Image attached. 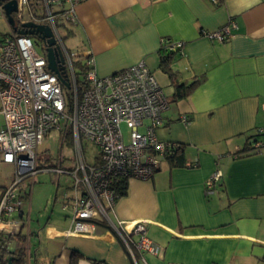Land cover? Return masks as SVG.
Listing matches in <instances>:
<instances>
[{
  "label": "crops",
  "instance_id": "obj_1",
  "mask_svg": "<svg viewBox=\"0 0 264 264\" xmlns=\"http://www.w3.org/2000/svg\"><path fill=\"white\" fill-rule=\"evenodd\" d=\"M75 17L72 46L92 55L98 75L142 61L167 97L173 87L160 67V41L183 42L170 66L180 80L200 82L169 102L155 133L182 144L196 165L161 161L150 178H128L108 211L110 228L89 224L82 232L70 230L69 213L54 209L58 188L53 199L50 192L34 195L32 186L29 224L20 230L29 244L24 263L71 264L74 257V264H264V144L255 154H237L264 127V0H82ZM230 20L236 29L227 40L203 35ZM215 169L222 178L208 192ZM13 173L11 164H0V194ZM120 221H145L159 252H130L114 229Z\"/></svg>",
  "mask_w": 264,
  "mask_h": 264
},
{
  "label": "built area",
  "instance_id": "obj_2",
  "mask_svg": "<svg viewBox=\"0 0 264 264\" xmlns=\"http://www.w3.org/2000/svg\"><path fill=\"white\" fill-rule=\"evenodd\" d=\"M14 1L16 11L11 13L14 28L9 25L10 32L0 34V113L4 119L0 127V164L14 167L11 183L0 194V242L7 234H17L21 227L28 226L29 207L25 210L24 204L28 203L35 176L41 171L64 173L71 178L70 193L65 192L61 202L62 208L70 212V230L85 231L89 224H94L89 220L109 224L108 211L116 200L111 188L115 177L150 178L169 147L176 143L161 140L155 133L163 124L168 97L142 61L100 76L93 68L90 53L66 48L60 25L75 23V8L82 0ZM3 3L0 2V12L6 19ZM26 22L50 29L58 73L47 67L48 38H43L40 32L19 33L27 29L22 27ZM235 29L236 24L230 20L214 31H203V35L222 42ZM32 36L41 39V52L36 50ZM160 46L181 51L183 42L162 38ZM75 60L86 67L78 78ZM180 120L189 121L185 115ZM122 123L128 127L127 141L120 127ZM52 129H58L62 136L66 130L71 131L74 148L71 167L40 164L38 146ZM257 134L261 138L253 146L259 151L264 144V127ZM83 140L97 149L91 163L84 157ZM221 178V171L215 169L206 180V190L210 192ZM26 187L29 191L22 197ZM114 229L130 252L132 249L159 252V245L146 235L145 221H120Z\"/></svg>",
  "mask_w": 264,
  "mask_h": 264
},
{
  "label": "rangeland",
  "instance_id": "obj_3",
  "mask_svg": "<svg viewBox=\"0 0 264 264\" xmlns=\"http://www.w3.org/2000/svg\"><path fill=\"white\" fill-rule=\"evenodd\" d=\"M11 28L7 22V19L0 12V34H5L10 32ZM60 32L63 35V40L66 48L69 51H74L72 46V38L69 37L67 29L60 27ZM35 48L37 51L41 52V39L32 36ZM170 100V96L168 97ZM4 119L3 115L0 113V127L3 125ZM121 130L124 134V140L127 141L128 138V127L125 123L121 124ZM140 131H143V128H139ZM62 134L59 133L58 129H52L47 135L44 136L42 143L38 146V155L40 162L45 166L51 167H64L68 168L73 165L74 162V148L73 145L68 144L66 141H62ZM85 154L84 157L87 162L91 163L94 161V157L97 154L96 147L86 140H83ZM9 167H5L2 175H8ZM71 183V178L69 175L61 173L58 174L55 171H41L35 176V182L32 184L33 194L39 195L43 193H51L52 198L54 199L56 188H58V202L55 204L54 209L63 212L69 213V210H64L61 206L62 197L65 192L70 193V189L67 188ZM51 198V199H52ZM26 203V202H25ZM50 205L52 202H49ZM28 206V203H26ZM27 210L28 207H25Z\"/></svg>",
  "mask_w": 264,
  "mask_h": 264
},
{
  "label": "trees",
  "instance_id": "obj_4",
  "mask_svg": "<svg viewBox=\"0 0 264 264\" xmlns=\"http://www.w3.org/2000/svg\"><path fill=\"white\" fill-rule=\"evenodd\" d=\"M222 1L223 0H217L216 4H219ZM60 26H62L63 28H66L67 33H69V30H68L69 25L63 23ZM174 52L175 51L164 50V49L160 52V67L167 74L168 78L170 79V83L173 87V92L170 95V100L168 99L169 102H175V101L185 98L186 96L190 94V92L200 82V78H197V77L191 80H180L179 79L178 72L173 70L170 66ZM74 67L76 70L77 78L82 76L85 73L86 67L82 63V61L75 60ZM258 136H259L258 134L253 136V140L247 139L245 145L243 146L241 151H239L237 154H239L240 157H244V156H249V155H252L258 152L253 146L254 143L257 140H259ZM61 139L62 141H66L68 144L72 145L71 131L66 130V132H64V135L62 136ZM163 161H165L170 167H191V164H192L186 161L185 156H184L183 145L179 143H175L173 146L169 147V149L164 155ZM39 162H40V159H39ZM40 164L42 163L40 162ZM126 182H127V177H122V176L115 177V179L112 181L111 188L116 193L115 199L125 194ZM69 186H67V188ZM23 194L24 195H22V197H24L27 194V192L23 191ZM89 221L96 225H101V226L110 228V225L104 220L98 219V220H89ZM25 239H26V235L23 231L17 232V234H14V235L7 234L4 237V239L0 242V256L2 257L3 254L6 252L7 246L9 245L10 242H15L16 244L15 249L12 252H9V256L17 257L18 262L24 263L25 256L22 253L24 249ZM74 263H75V258L73 257L71 264H74ZM38 264H41V263L38 262Z\"/></svg>",
  "mask_w": 264,
  "mask_h": 264
},
{
  "label": "water",
  "instance_id": "obj_5",
  "mask_svg": "<svg viewBox=\"0 0 264 264\" xmlns=\"http://www.w3.org/2000/svg\"><path fill=\"white\" fill-rule=\"evenodd\" d=\"M3 3V10L6 15L7 22L10 26L14 27V20L11 16V13L16 11V2L14 0H0ZM22 27L27 28L26 30H19V33L22 34H33L35 32H40L43 38H48L47 43L48 47L46 48V57H47V67L55 73H58L59 69L56 65L55 56L56 53L51 47L54 44L53 38H51V31L48 27L43 25H36L32 22H26L22 24ZM67 85V84H66ZM11 252V251H10ZM9 253V252H8ZM0 264H23L18 262V258L14 256H9L6 258V261H3L0 256Z\"/></svg>",
  "mask_w": 264,
  "mask_h": 264
},
{
  "label": "flooded vegetation",
  "instance_id": "obj_6",
  "mask_svg": "<svg viewBox=\"0 0 264 264\" xmlns=\"http://www.w3.org/2000/svg\"><path fill=\"white\" fill-rule=\"evenodd\" d=\"M26 235V234H25ZM15 242H13V244L11 245V242L9 243V245L7 246L8 249L6 250V252L3 254V256L1 257V259L3 261H6V258L9 257V253L8 252H12L15 249ZM25 257L29 255V244H28V236H26L25 239V244H24V249H23V253H22ZM25 264V263H23Z\"/></svg>",
  "mask_w": 264,
  "mask_h": 264
}]
</instances>
